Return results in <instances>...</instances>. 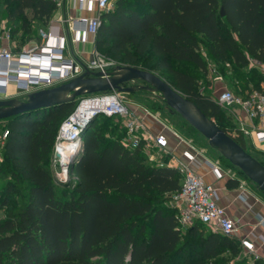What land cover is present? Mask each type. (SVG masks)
Instances as JSON below:
<instances>
[{
	"label": "trees",
	"instance_id": "1",
	"mask_svg": "<svg viewBox=\"0 0 264 264\" xmlns=\"http://www.w3.org/2000/svg\"><path fill=\"white\" fill-rule=\"evenodd\" d=\"M0 7L21 47L39 37L58 0H0ZM100 20V53L169 76L167 81L252 153L244 132L224 124L230 117L213 98L211 84L200 90L193 69L207 77L210 59L222 65L235 94L264 93V73L251 65L264 64V0H113ZM78 102L0 120V137L6 134L0 173L9 177L0 175V264H246L247 259L233 261L243 251L238 239L200 221L180 228L171 203L182 188L181 173L165 162H150L144 139L134 148L124 145L120 118L115 124V117L101 115L105 124L100 116L87 124L69 165L77 180L59 187L47 162L62 122ZM220 163L236 172L229 185L252 182L221 154ZM252 264L264 259L254 256Z\"/></svg>",
	"mask_w": 264,
	"mask_h": 264
},
{
	"label": "built area",
	"instance_id": "2",
	"mask_svg": "<svg viewBox=\"0 0 264 264\" xmlns=\"http://www.w3.org/2000/svg\"><path fill=\"white\" fill-rule=\"evenodd\" d=\"M84 1V0H82ZM98 9L99 15L93 18H80L74 28L81 34L97 33L100 25V14L112 7L113 0H91ZM73 27V24H71ZM44 37L54 38L52 32H42ZM5 38L10 39L8 31ZM118 65H123L115 60L106 59L99 50L93 52V57L86 63H80L72 57H67L63 45H35L24 47L19 53H14L9 46L0 47V99L8 95V86L14 83L20 94L27 95L29 92L43 88L59 85L71 78L83 73L86 68L93 71L107 73L114 70ZM213 98L231 112L235 107H240L249 119L255 120L264 116V93L253 90L244 97L237 95L233 90L224 88L220 93L214 94ZM88 104L87 109L83 105ZM100 115L120 118L126 129V136L122 143L130 148L137 147L141 140L146 141V146L153 144L157 147L158 155H149V161L162 163L159 157L167 151L168 138L165 134L156 135L145 132V125L123 98L122 93L117 90L109 92H98L80 97L75 110L62 122L59 137L55 145L54 154L60 163L72 159L73 155L82 145V130L93 120V117ZM92 116V117H91ZM245 133L249 131L241 128ZM174 134L181 140L187 141L192 148L195 146L174 131ZM5 133L0 137V150L5 139ZM255 138L258 142L264 141V130L256 131ZM63 142L73 143L72 148L64 156L59 155L60 146ZM152 142V143H151ZM196 155L191 153V162H194ZM213 168L220 174V165L211 162ZM176 168L182 175V188L175 194L174 201L177 208V219L180 228L186 229L195 221L203 222L211 231L235 238L238 230L236 221L229 215L228 211L219 203V196L216 187L208 183L198 174L191 164L178 162ZM245 187V181H242ZM264 222V215L261 217ZM264 243V236H260ZM242 248L250 253L257 254L255 243L248 237L238 239Z\"/></svg>",
	"mask_w": 264,
	"mask_h": 264
},
{
	"label": "crops",
	"instance_id": "3",
	"mask_svg": "<svg viewBox=\"0 0 264 264\" xmlns=\"http://www.w3.org/2000/svg\"><path fill=\"white\" fill-rule=\"evenodd\" d=\"M98 15V9L95 4L91 3V0H58V8L55 10L51 19L45 26L39 28V37L32 39L21 47L19 46L20 48L18 50L16 49L17 42L11 36L10 39L5 38V32L8 30L5 27L6 21H3L1 26L4 31L0 35V47L10 46L13 51L16 49V52L19 53L24 47L42 46L45 44L63 45L67 57H72L80 63H86L92 59L93 52L98 50L96 42L97 33L80 34L74 28V24L80 18H93ZM71 24H73V27ZM49 31H52L56 36L54 38L44 37L42 32ZM251 65H256L264 73V64H258L252 61ZM207 77L212 78V80L211 78L209 79L212 81L211 88L213 95L220 93L224 88L232 85L228 79L220 76H212V70L208 73ZM261 85L264 88V80L261 82ZM12 97L25 99L26 95L20 94L15 84L11 83L8 86V95L4 98ZM127 104L131 110L142 118L145 125L144 133L146 135L163 133L168 138L167 151L163 154L165 160L161 162H165L171 167H176L178 162L189 163L205 181L212 183L217 189L219 203L225 207L229 215L237 223L238 230L236 231L235 238H250L256 245L257 254H250L243 248L242 250L252 261L254 256L264 259V243L260 237L261 235L264 236V222L260 218L264 215V193L253 182H249L248 187L246 185L242 187V182L239 186L229 185V179H232L236 174L233 169L218 163L221 172L220 174L217 173L211 163L216 161L206 152L198 149L196 146L194 149L187 141L178 138L171 127L163 123L156 115L152 114L140 103L134 101V99L127 102ZM227 112L232 124L240 129L244 127L249 131L248 133L244 132L248 146L252 150L258 151L264 159V141L258 142L255 138L256 131L264 130V116L251 120L240 107H235L233 112L229 110ZM191 153L196 155L194 162H191ZM229 169H231L230 172L227 171Z\"/></svg>",
	"mask_w": 264,
	"mask_h": 264
},
{
	"label": "water",
	"instance_id": "4",
	"mask_svg": "<svg viewBox=\"0 0 264 264\" xmlns=\"http://www.w3.org/2000/svg\"><path fill=\"white\" fill-rule=\"evenodd\" d=\"M221 15H225L224 7L221 8ZM113 90L121 93H159L170 113H177L185 119L208 140L212 148L240 168L264 192V164L163 76L140 67L118 65L106 74L86 68L83 73L59 85L29 92L25 99H0V120L26 111L74 102L87 94Z\"/></svg>",
	"mask_w": 264,
	"mask_h": 264
},
{
	"label": "rangeland",
	"instance_id": "5",
	"mask_svg": "<svg viewBox=\"0 0 264 264\" xmlns=\"http://www.w3.org/2000/svg\"><path fill=\"white\" fill-rule=\"evenodd\" d=\"M5 14L0 7V35L4 31L1 26L2 22H5ZM7 28V25L5 26ZM18 39H15L17 42ZM19 41V40H18ZM20 47L17 44L16 49L18 50ZM16 49L14 50V53L16 54ZM103 56L106 59H112L106 55L103 54ZM113 60V59H112ZM209 63V72L212 70V76H220L225 78L224 72L222 70V65L217 64L216 62H211L210 59H207ZM180 67L186 68V69H192V67L188 66L187 64H178ZM195 70L198 75H199V84H200V90H205L209 84H212V78L211 77H206L201 73V71ZM160 74L166 79L170 80V77L163 74L160 72ZM211 78V80L209 79ZM231 90L236 89V85L232 83L231 86L228 87ZM2 96V95H0ZM123 98L127 101L130 102L131 100L134 99V101L140 103L142 106H144L148 111H150L152 114L156 115L163 123H165L167 126L171 127L175 132L180 134L183 138L191 142L194 146H196L198 149L206 152L214 161L217 163H220V153L212 148L209 145L208 140L201 135L196 129H194L185 119H183L179 114L177 113H170L169 110L166 107L165 101L160 97L159 93L154 94L148 91H138V92H132V93H122ZM101 117V115H100ZM118 118H114L115 124L118 122ZM100 123L106 122V118L101 117L99 120ZM231 122L224 121L225 125H230ZM122 127V126H121ZM103 129V128H102ZM72 145V143H71ZM146 150L148 154H153V155H158V150L157 147H155L153 144H149L146 146ZM254 155L257 157L262 158V155L256 151V150H251ZM73 159V157H72ZM72 159H67L65 163H60V161L55 157V154L51 156V158L47 162V166L52 174L53 180L59 187H71L73 184L76 182L77 178L73 174L69 173V165L72 161ZM3 156L0 150V165H3ZM159 160L164 161L165 157H159ZM264 160V159H263ZM231 169L227 170L230 172ZM1 178L3 179H9L7 175H2L0 173ZM245 185L248 187V183L246 180ZM13 197L16 195L13 194ZM14 202V201H13ZM171 204H175L174 201H172ZM4 210H0V217L3 216ZM209 229V228H207ZM247 259L246 264H250L252 260L246 255L244 251H241L238 256L233 260L234 262H238L240 260Z\"/></svg>",
	"mask_w": 264,
	"mask_h": 264
},
{
	"label": "bare ground",
	"instance_id": "6",
	"mask_svg": "<svg viewBox=\"0 0 264 264\" xmlns=\"http://www.w3.org/2000/svg\"><path fill=\"white\" fill-rule=\"evenodd\" d=\"M88 107H89L88 104L83 105V109H87ZM72 146H73V143L71 145V142H63V144L60 146V152L58 154L65 157V155L67 154V152H69Z\"/></svg>",
	"mask_w": 264,
	"mask_h": 264
}]
</instances>
